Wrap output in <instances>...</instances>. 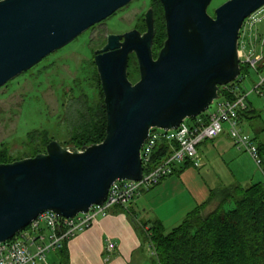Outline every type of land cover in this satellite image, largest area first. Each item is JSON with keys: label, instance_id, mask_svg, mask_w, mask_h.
<instances>
[{"label": "water", "instance_id": "1", "mask_svg": "<svg viewBox=\"0 0 264 264\" xmlns=\"http://www.w3.org/2000/svg\"><path fill=\"white\" fill-rule=\"evenodd\" d=\"M135 0H0V89ZM167 38L154 58L147 30L108 34L95 52L107 114L105 140L81 149L52 141L46 152L0 164V244L40 215L73 219L102 206L118 181L143 178L141 150L151 131H174L205 114L242 72L240 32L264 0H160ZM135 56L140 79L128 70Z\"/></svg>", "mask_w": 264, "mask_h": 264}, {"label": "trees", "instance_id": "2", "mask_svg": "<svg viewBox=\"0 0 264 264\" xmlns=\"http://www.w3.org/2000/svg\"><path fill=\"white\" fill-rule=\"evenodd\" d=\"M162 14L164 15V10ZM164 20L162 17V30L155 27L154 58L158 57L167 38ZM132 59L136 60L135 56H131L130 61ZM135 64L137 76L129 75L131 82L140 79L137 62ZM241 69V75L233 85H238L239 95H245L248 92L244 91L242 85L250 76L251 68L241 64ZM257 70L263 71L264 64ZM96 75L101 99L91 102L86 95H80L69 101L64 120V136L60 142L64 146L81 149L100 144L106 138L107 114L104 94L99 75ZM263 86L259 87V93ZM221 96L235 100V95L223 89ZM248 104L249 98L247 110L241 113V120L243 116L251 120L247 116ZM254 134L255 137L252 139L258 149L260 168L264 174V139L261 138L264 135V126ZM58 137L56 132L30 134L29 152L24 156L10 157L0 151V164L34 158L45 153L50 142L57 140ZM170 154L169 145L162 144L155 151L153 166L164 162ZM230 204L234 205V209L227 210ZM58 231L61 232L60 225ZM149 242L155 248L157 255L155 259L158 264H264V183H254L250 186L235 184L213 192L204 205L189 213L183 223L170 233H166L161 223H152ZM67 244L64 243L57 253L60 264H68Z\"/></svg>", "mask_w": 264, "mask_h": 264}, {"label": "crops", "instance_id": "3", "mask_svg": "<svg viewBox=\"0 0 264 264\" xmlns=\"http://www.w3.org/2000/svg\"><path fill=\"white\" fill-rule=\"evenodd\" d=\"M263 46L264 43L260 54H263ZM263 64L264 59L259 62L258 68ZM251 72L253 77L247 78L242 85L244 91L250 87L248 85L254 88L264 78V70L258 72L251 69ZM256 95L257 100L248 104L247 116L251 120H247L246 116L241 120L243 132L249 131L251 136L246 134L251 138L255 137L256 130H261L264 126L263 116L258 118L262 115L259 106L264 100V86ZM261 138L264 139V135ZM198 150L201 159L199 168L190 163L177 166L174 173L160 186L149 192H141L129 210L118 207L112 209L95 226L68 242V264H158L150 250L152 223H161L166 233H170L183 223L189 213L204 205L213 192L235 184L250 186L264 183L261 168L250 155L235 148L227 132L212 141L204 142ZM217 162H221L223 169L228 172L217 175L211 184L216 181L219 183L211 185L205 180L203 173L207 171L210 174V169L218 167ZM216 186L220 189H216ZM42 234L44 242H48L50 230L44 228ZM110 241L115 244L112 251L107 247ZM55 254L54 257L49 255V264H60L59 255Z\"/></svg>", "mask_w": 264, "mask_h": 264}, {"label": "rangeland", "instance_id": "4", "mask_svg": "<svg viewBox=\"0 0 264 264\" xmlns=\"http://www.w3.org/2000/svg\"><path fill=\"white\" fill-rule=\"evenodd\" d=\"M159 1L135 0L1 88L0 151L10 157L26 155L31 146L29 135L33 133L56 132V136H59L56 141L61 142L69 101L80 95H86L91 102L101 99L96 80L98 72L94 62L95 52L106 45L108 34L123 35L133 30L145 32L144 15L150 8L154 11L155 27L162 30L164 15ZM228 1L230 0H213L209 14L215 17V10ZM252 36L253 39L255 36L259 38L256 54H260L264 42V21L255 27ZM135 62V59L130 61L128 75L137 76ZM249 75L248 79L253 77L252 72ZM248 86L250 87L246 91L249 93V102H253L258 96L252 92L253 87ZM262 101L259 108L262 109L261 116L264 118V100ZM187 122L191 124L192 120L188 119ZM248 132L246 133L251 136ZM216 166L218 167L214 170L210 169V174L207 171L203 173L205 180L210 184L217 175H225L228 172L223 169L221 162H217ZM256 168L259 169L257 165ZM218 183L216 181L211 185ZM218 187L216 186V189ZM232 209L233 204L227 206V210ZM50 255L54 257L56 254Z\"/></svg>", "mask_w": 264, "mask_h": 264}, {"label": "built area", "instance_id": "5", "mask_svg": "<svg viewBox=\"0 0 264 264\" xmlns=\"http://www.w3.org/2000/svg\"><path fill=\"white\" fill-rule=\"evenodd\" d=\"M264 21V7L245 21L240 32L241 64L257 70L259 62L264 59L263 54H256L257 36L253 39L255 27ZM264 43V42H263ZM235 83V82H234ZM264 85V78L253 88L258 93L259 87ZM235 95V100L222 97L210 106L208 111L195 121L188 124L185 121L174 131L153 130L141 150L143 178L139 182L118 181L110 189L107 201L102 206L92 207L88 213L80 214L73 219L61 218L58 224L57 216L52 212L40 215L29 228L23 230L15 238L0 244V264H49L48 257L58 253L64 243L70 242L80 233L95 226L100 218L106 217L114 208L129 210L141 192H149L160 186L169 178L177 166L192 164L199 168L201 159L199 146L212 141L225 132L230 136L235 148L247 153L260 167L261 160L253 139L243 132L241 113L247 110L249 93L239 95L238 85L230 84L221 88ZM213 108V110H212ZM212 110V111H211ZM168 144L171 154L158 166H153L155 151L162 145ZM61 227V232L58 227ZM46 228L51 235L48 242L42 232ZM108 250L115 248L113 242H108ZM152 255L156 258L153 244H150Z\"/></svg>", "mask_w": 264, "mask_h": 264}, {"label": "flooded vegetation", "instance_id": "6", "mask_svg": "<svg viewBox=\"0 0 264 264\" xmlns=\"http://www.w3.org/2000/svg\"><path fill=\"white\" fill-rule=\"evenodd\" d=\"M150 9H152V8H150ZM150 9H148L147 12H148ZM147 12H146V13H147ZM153 13H154V11H153ZM145 15H146V14H145ZM145 15H144V22H145V26H146ZM146 30H147V26H146ZM146 30H145V32H146ZM139 32H140V31H139ZM145 32H141V33H145ZM128 72H129V70H128ZM138 81H139V80H138ZM138 81H137V82H138ZM132 83H136V82H132Z\"/></svg>", "mask_w": 264, "mask_h": 264}]
</instances>
